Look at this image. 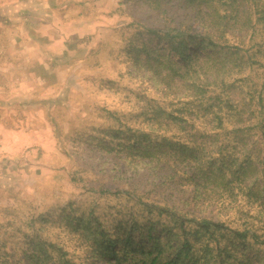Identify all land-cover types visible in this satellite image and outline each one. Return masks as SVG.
<instances>
[{"label":"rangeland","instance_id":"1","mask_svg":"<svg viewBox=\"0 0 264 264\" xmlns=\"http://www.w3.org/2000/svg\"><path fill=\"white\" fill-rule=\"evenodd\" d=\"M54 2L26 24L0 12V264H134L130 249L152 246L141 243L148 219L172 258L188 220L203 217L228 227L223 264H264V22L255 28L251 0ZM152 29L213 40L194 69L226 85L195 100L168 77L163 93L171 74ZM219 107L226 115L216 117ZM113 129L125 131L114 144ZM130 130L159 140L140 150L168 151L133 153ZM147 202L172 215L149 213ZM121 222L134 231L126 252L117 239L118 262L98 254L99 225L121 238Z\"/></svg>","mask_w":264,"mask_h":264},{"label":"trees","instance_id":"2","mask_svg":"<svg viewBox=\"0 0 264 264\" xmlns=\"http://www.w3.org/2000/svg\"><path fill=\"white\" fill-rule=\"evenodd\" d=\"M235 2H237V0H231V4L229 5L233 6ZM251 2L256 15V28L257 24L260 21L264 22V4L259 6L258 0H251ZM231 18H233V16ZM237 18L238 16L235 15L233 23H235L234 20L237 21ZM249 19L253 22L250 17ZM149 32L155 34V37H158V45H162V42H164L163 48L156 50L159 52V55L161 54L160 56H166V59L163 63L168 65V74H171L170 76L164 75L160 78V80L164 83L163 93H165L166 89L171 88V83L167 81L168 77L179 78V80L182 82L181 84L187 85L188 89L192 91V95L195 100H204L207 98V90H205V87L226 85L227 76L225 77L216 75L212 78H209L210 76L208 77L207 74L206 76H199V71L194 69V60H199L201 53H205V50L211 44H213V40L207 37L201 38L200 36L181 31L180 29L166 30L165 32L162 30L152 29L149 30ZM191 45H194L199 52H195L194 54L189 52V46ZM212 46H215V44H213ZM144 50L145 52H147V49ZM161 63L162 62L159 61V64ZM159 74L162 75L163 73L159 71L158 75ZM218 97L220 98V96ZM222 111L223 107H219L218 110H215L214 114L216 113V117L218 115H226L220 114L222 113ZM109 116L113 118L115 114L110 113ZM178 120L182 119H179V116H171L170 124H173ZM219 121V123H222V119H220ZM256 127L258 134L264 141V117L258 120V122L256 123ZM111 132H113L111 140L113 144L114 142H116V139L119 138L120 134L125 133V131L118 129H113ZM124 136L128 140H133L134 144H131V146L134 147L133 153L139 156L168 151L165 150V148H160V146H158V148L154 146V148H150L149 150H140L139 147H135V145L139 143H148V146H150L152 142H155L156 144L159 143V140L154 141L152 139L151 131L130 130V133L125 134ZM190 149H192L191 146H184L182 148V152L185 153ZM145 205L147 206L146 208L149 213L154 212L159 217L164 214L172 215V213L169 214V208L157 206L155 203L150 202H147ZM175 219L177 218L175 217ZM148 222L151 224L147 225V240L142 241L141 243H147L149 245L151 244L152 246L148 249L144 247L131 248V252L135 254V257H133L134 264H223V262L227 260L225 258H221L223 257L221 255V237L222 235H224V237L226 236L227 239L229 238L228 232H226L228 227L223 222L213 221L208 217L196 218L191 221L188 220V222L194 223V226L191 229L183 228L185 236L182 238V243L179 245L180 247L172 253V258H168V256L164 255L165 250L163 247H160L159 243L160 237L154 236V234L152 233V231L154 230L153 222L150 219H148ZM99 227H101V231L99 233L102 236L100 239H102L103 242L100 241L102 248L99 250L101 251V253L98 254L100 256L102 255V257L107 258L115 257L116 261L119 262L121 258L119 257L118 252L113 249V247L116 244L117 239H121L123 240L122 251L126 252V248H128L133 242L132 236L134 228L129 230L128 226L121 222L116 226L118 228L117 232L119 231L124 233L122 234L123 236L119 238V236L115 237V235H117L116 231L114 235L111 234L112 236H109V231L108 229L105 230L103 224H100ZM229 233L231 234V239L233 240L246 237V232L244 231L232 230ZM106 237L107 240H104ZM198 241H200V244H198L197 248H194L195 244L198 243ZM194 249L196 250V252H194ZM186 258H188L189 260L187 261Z\"/></svg>","mask_w":264,"mask_h":264},{"label":"crops","instance_id":"3","mask_svg":"<svg viewBox=\"0 0 264 264\" xmlns=\"http://www.w3.org/2000/svg\"><path fill=\"white\" fill-rule=\"evenodd\" d=\"M57 2H54V0H19L17 3L10 4V6H13L12 10L8 11V9L5 11L7 7H1L0 6V12L9 13L11 16L9 18V23H14L17 21H21V23H28L31 14H43V15H50L51 10H55L58 6ZM19 11V13H15ZM14 21V22H13ZM36 37V36H34Z\"/></svg>","mask_w":264,"mask_h":264}]
</instances>
